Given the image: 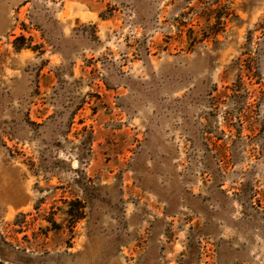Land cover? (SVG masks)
Masks as SVG:
<instances>
[{
	"label": "rangeland",
	"instance_id": "rangeland-1",
	"mask_svg": "<svg viewBox=\"0 0 264 264\" xmlns=\"http://www.w3.org/2000/svg\"><path fill=\"white\" fill-rule=\"evenodd\" d=\"M0 264H264V0H0Z\"/></svg>",
	"mask_w": 264,
	"mask_h": 264
},
{
	"label": "trees",
	"instance_id": "trees-1",
	"mask_svg": "<svg viewBox=\"0 0 264 264\" xmlns=\"http://www.w3.org/2000/svg\"><path fill=\"white\" fill-rule=\"evenodd\" d=\"M15 48H16V49H18L19 47H18V46H16ZM79 216H80V214H78L77 216H75V219H76V218H79ZM71 217H73V214H71ZM52 223H54V224H55L54 220H52Z\"/></svg>",
	"mask_w": 264,
	"mask_h": 264
}]
</instances>
